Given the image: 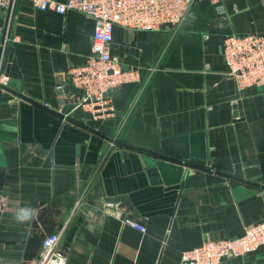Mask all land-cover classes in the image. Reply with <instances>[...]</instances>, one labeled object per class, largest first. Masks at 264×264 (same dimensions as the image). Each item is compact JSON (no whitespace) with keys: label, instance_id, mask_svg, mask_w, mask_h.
<instances>
[{"label":"crops","instance_id":"0c3cea01","mask_svg":"<svg viewBox=\"0 0 264 264\" xmlns=\"http://www.w3.org/2000/svg\"><path fill=\"white\" fill-rule=\"evenodd\" d=\"M224 4L220 16L211 2L196 3L176 33L114 28L112 56L140 75L111 93L122 117L104 139L53 113L67 93L57 87L70 92L69 70L91 52L94 20L19 3L10 47L18 77L0 93V197L8 199L0 264H33L50 234L62 235L67 264H181L182 253L264 221V87L239 92L222 55L226 35L264 33V0ZM5 26L0 10V49ZM68 116L93 119L82 107ZM196 133L205 168L185 166L178 184L153 183L150 155L138 149L190 154ZM25 208L33 216L19 222ZM223 264H264V247Z\"/></svg>","mask_w":264,"mask_h":264},{"label":"built area","instance_id":"2783aa9c","mask_svg":"<svg viewBox=\"0 0 264 264\" xmlns=\"http://www.w3.org/2000/svg\"><path fill=\"white\" fill-rule=\"evenodd\" d=\"M21 1H27L39 11H53L66 15L80 12L94 20V34L90 54L85 62L72 67L68 78L80 92L76 96L59 85L69 104L88 110L93 119L114 117L111 93L124 85L139 81V70L124 68L112 56L113 31L116 26L134 32H161L180 28L190 9L198 2H211L218 15H226L225 0H0V10L6 13L0 53V93L10 83V47L17 41L12 32L14 16ZM222 55L229 67L228 75L239 92L251 87H264V33L230 34L224 37ZM117 203L105 207L120 217ZM8 199L0 197V210L6 209ZM123 225L142 233L147 229L129 217L121 218ZM61 234L47 235L42 243L43 252L33 264H67L66 254L60 249ZM264 247V221L245 229L239 238L207 241L201 246L182 253L181 264H223L224 260L245 257Z\"/></svg>","mask_w":264,"mask_h":264},{"label":"water","instance_id":"95a60500","mask_svg":"<svg viewBox=\"0 0 264 264\" xmlns=\"http://www.w3.org/2000/svg\"><path fill=\"white\" fill-rule=\"evenodd\" d=\"M16 70H18L17 66L15 63H13L9 67L10 76L18 77V74L14 73V71ZM68 85L72 94L76 96L80 95V92L73 86L70 80L68 81ZM62 104L64 105V108L61 112H51L61 117L62 119L84 129H87L93 134L104 139H109L108 135L110 134L111 129L115 126L117 119L122 117V113L116 111L114 113V117L111 119H106L103 121L91 119L86 121L85 123H81L68 116L69 113L76 108V105L69 104L66 100H63ZM110 140L113 143L122 144L130 148H136L134 146H130L116 140ZM184 140L187 141V138H184ZM189 140L192 144V152L190 154L185 151L173 152L167 150L164 146L161 151L138 149L150 155L148 174L152 177L153 183H165L166 185L178 184L182 180L185 166L205 168L204 164H206L207 162V152L206 143L204 140V133L193 134L189 137Z\"/></svg>","mask_w":264,"mask_h":264},{"label":"clouds","instance_id":"9594fccd","mask_svg":"<svg viewBox=\"0 0 264 264\" xmlns=\"http://www.w3.org/2000/svg\"><path fill=\"white\" fill-rule=\"evenodd\" d=\"M33 211L32 209H29V208H25V209H21L17 216H16V219L19 221V222H25V221H28L32 218L33 216Z\"/></svg>","mask_w":264,"mask_h":264},{"label":"rangeland","instance_id":"374dc122","mask_svg":"<svg viewBox=\"0 0 264 264\" xmlns=\"http://www.w3.org/2000/svg\"><path fill=\"white\" fill-rule=\"evenodd\" d=\"M181 27V26H180ZM180 28H177V29H167V30H164L162 31L163 33H176L179 31ZM113 137V136H112ZM117 137V136H116ZM115 138V137H114Z\"/></svg>","mask_w":264,"mask_h":264}]
</instances>
